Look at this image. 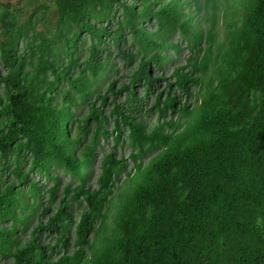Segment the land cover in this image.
<instances>
[{
	"label": "trees",
	"instance_id": "1",
	"mask_svg": "<svg viewBox=\"0 0 264 264\" xmlns=\"http://www.w3.org/2000/svg\"><path fill=\"white\" fill-rule=\"evenodd\" d=\"M23 1L0 0V264H264V0Z\"/></svg>",
	"mask_w": 264,
	"mask_h": 264
},
{
	"label": "rangeland",
	"instance_id": "2",
	"mask_svg": "<svg viewBox=\"0 0 264 264\" xmlns=\"http://www.w3.org/2000/svg\"><path fill=\"white\" fill-rule=\"evenodd\" d=\"M52 1H53V0H24V1L22 2V6H24V8H25L26 10L30 11L31 9H33V8H34L36 5H38V4H50V3H52ZM48 11H49V10H48ZM48 15H51V13H48ZM42 26H43L42 24L39 25L40 28H42ZM218 40H219V41L223 40V35H222V34L218 36ZM213 52H214V53L217 52V45L214 46V48H213ZM187 53H188L187 50L184 49V50H182V51L180 52V55H178V58H179V60L181 61V63H184V62H185L182 58H183V56L187 55ZM174 63H175V62H174ZM174 63H173V64H174ZM0 67H2L1 64H0ZM169 68H170V67H169ZM152 119L155 120V117L152 118ZM152 124H154V122H152ZM126 131H127V130H126ZM123 136H124V139H127V138H126V132H125V134H124ZM101 139H102V138H101ZM112 143H113V139H112L111 136H109L108 143H106L105 145H104V143H103L104 149H107V150H108V148L111 147ZM130 149H131V148H130L128 142H127L126 144L121 145L120 147H117V150L119 151L120 155H124L125 157H127V159L130 158V157H128V156H129V151H130ZM101 152H102V151H101ZM152 154H153V152H150V153H147V155H145V156L143 157V159H144V163L149 161L148 158H150ZM101 155H102V154L100 153V150H98V156H97V158H98L99 160H100V158H101ZM128 169H129V170L133 169V168H132V160H131V159H130L129 162H128ZM99 173H100V167H99V163L97 162L96 166H95V167L93 168V170H92L91 177H90V178H91V180H90V185H92L93 188H96V187H97V181H96V178H97V175H98ZM60 174H61L62 177H64V180H65V181L68 180V176H67L65 173H63V172L60 171ZM36 176L39 177V175L34 174V177H36ZM120 177H121V178H124V177H125V174H121ZM42 181H44V183L46 182V183L48 184V182L46 181L45 178H43ZM75 209H77V206H75ZM9 262L11 263V259H9Z\"/></svg>",
	"mask_w": 264,
	"mask_h": 264
}]
</instances>
